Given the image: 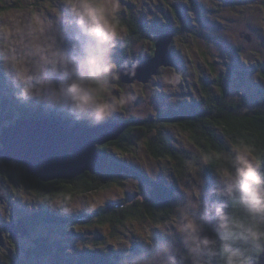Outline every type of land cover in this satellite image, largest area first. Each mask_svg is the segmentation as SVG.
<instances>
[{"label": "rangeland", "instance_id": "374dc122", "mask_svg": "<svg viewBox=\"0 0 264 264\" xmlns=\"http://www.w3.org/2000/svg\"><path fill=\"white\" fill-rule=\"evenodd\" d=\"M64 13L72 18L62 29ZM132 15L141 23L155 22L156 28H169L166 23L181 28L171 46L176 63L162 68L148 83L128 84L117 78L120 64H139L155 49L152 38L130 37L127 22ZM0 59L20 83L42 77L40 84L27 90L30 95L65 106L81 118H146L188 99L204 104L201 80L208 79L218 94L220 87L211 81L219 77L224 78L230 99H244L245 106L254 109L264 90V0H0ZM96 80L101 83L99 89ZM9 95L0 81L1 129L22 117L18 107L7 102ZM167 133L176 147L196 159L188 161L184 176L173 160L152 156L141 129L134 131L129 152L113 147L108 151L152 179L179 187L180 205L172 217L158 222L130 219L117 226L88 218L52 225L39 217L32 237L25 234L16 240L9 231L5 245L0 246V264H65V257L86 264L89 249L107 251L115 264H205L216 248L209 228L224 230L229 225L231 196L240 178L256 170L259 161L247 148L232 145L237 168L214 169L210 179L206 154L190 133L177 126L167 127ZM2 170L9 207L14 206L11 212L22 207L39 211V200L20 178L23 167L14 163L2 165ZM147 188L136 177H128L123 185L68 202L57 199L52 210L81 214L123 198L130 204L143 198ZM0 212L8 219L4 207ZM42 238H48L47 253L36 245Z\"/></svg>", "mask_w": 264, "mask_h": 264}, {"label": "trees", "instance_id": "16d2710c", "mask_svg": "<svg viewBox=\"0 0 264 264\" xmlns=\"http://www.w3.org/2000/svg\"><path fill=\"white\" fill-rule=\"evenodd\" d=\"M1 9L5 10L3 7ZM142 22L136 20L133 15L129 18L127 23L132 39L138 36L141 39L152 38L155 43L159 36L154 33L155 31L159 34L171 31L175 36L181 31V28H176L169 23H166L169 28L162 29L156 28L155 22ZM3 64V59H0V81L10 91L7 102L18 107L21 118L57 117L68 122L86 123L105 120L81 118L71 113L65 106H54L37 96L30 95L27 90L40 84L42 77L32 82L20 83L11 77ZM96 70H100L99 66ZM223 80V77H219L218 81H211V84L220 87L218 94L210 87L208 79L201 80L207 103L199 104L195 98L188 99L180 106H171L155 116L125 119L131 121L130 128L120 140L100 147L102 160L96 171L86 172L70 181L56 180L44 183L34 178L32 182L37 184L39 197L45 198L44 209L40 214L41 222L45 221L52 225H64L71 222L76 224L88 218L89 221H98L102 225L109 222L117 226L124 225L130 219L148 218L158 222L172 217L180 205L179 187L172 182L152 179L143 170L117 155H112L108 148L113 147L122 152H129L134 131L144 130L146 146L152 156L173 160L177 171L184 176L188 170V161L196 159L189 151L176 147L168 136L167 127L177 126L188 131L193 142L205 152L207 157L205 170L210 179L213 177L214 169L234 171L237 168L232 145L247 148L258 159L257 169L240 178L231 196L229 225L224 230L209 228L215 237L216 248L213 256L207 259L206 263L251 264L257 260L264 247V90H262V97L256 99L257 107L249 109L245 106L246 100L228 97L223 87ZM100 84L96 80L98 89ZM128 177H136L141 184L144 182L148 187L147 194L133 203L127 204V198L111 200L81 214L52 210V204L57 199L68 202L78 195H85L112 185H123ZM43 187H45V193H42ZM64 231L67 232L65 229ZM44 242L39 240L36 245L47 252L50 248ZM36 254H42V252L36 251ZM65 258V264H75L69 257ZM84 261L86 264L116 263L115 259L102 249L97 251L89 249L84 256Z\"/></svg>", "mask_w": 264, "mask_h": 264}, {"label": "water", "instance_id": "95a60500", "mask_svg": "<svg viewBox=\"0 0 264 264\" xmlns=\"http://www.w3.org/2000/svg\"><path fill=\"white\" fill-rule=\"evenodd\" d=\"M54 20L55 15L50 14ZM71 22L68 13L60 20L62 29ZM175 34H159L153 54L139 64L121 65L117 78L124 83H148L162 68L172 67L176 55L171 50ZM130 120H102L101 122L64 121L51 117H26L3 127L0 136V158L24 164L31 176L44 182L74 180L86 172L99 169L102 154L99 150L110 142L118 141L130 128ZM5 199L4 183L0 185V200ZM11 237L30 234L25 220L2 226L0 221V246L5 245L4 232ZM251 264H264V247L258 259Z\"/></svg>", "mask_w": 264, "mask_h": 264}, {"label": "flooded vegetation", "instance_id": "af4514ba", "mask_svg": "<svg viewBox=\"0 0 264 264\" xmlns=\"http://www.w3.org/2000/svg\"><path fill=\"white\" fill-rule=\"evenodd\" d=\"M70 17H71V15H70ZM0 129H1V127H0ZM0 133H1V130H0ZM0 146H1V144H0ZM14 163H17V162L5 161V160H2L0 158V185L3 182L4 188H5V199H4V201L0 200V211L2 210V207H4V211H5L4 213L9 214L8 219H4V218H2V215L0 212V221H1L2 226H5L6 224H9V223H17L19 220H25L27 223V226L30 230V236L32 237V234L34 233V230H35V224L38 221L40 214L42 213L40 211L44 209L45 198L39 197V195L37 193V184L36 183L34 184L32 182L34 180V178H37V177L31 176L28 173V169L24 164L17 163L19 166L23 167V169H24L23 174H22V176H20V178L24 181L23 182L24 185H27V188L29 190L31 189L33 191L34 196L39 200V202H40L39 209L40 210L27 212V210L26 209L23 210L24 207H22V208L18 209L17 212H15L14 214L11 212L12 208L14 209V206H11V208L9 207L10 197H9V195H7L6 176L2 170V165L11 166ZM38 179L39 178H37V180ZM42 182H44V181H42ZM42 190H43L42 193H45V187H43ZM6 235H9V231L5 232V236ZM16 240H18V239H16ZM40 241H45V238L40 239ZM47 252H45V253H47ZM207 262H208V260H207Z\"/></svg>", "mask_w": 264, "mask_h": 264}, {"label": "clouds", "instance_id": "9594fccd", "mask_svg": "<svg viewBox=\"0 0 264 264\" xmlns=\"http://www.w3.org/2000/svg\"><path fill=\"white\" fill-rule=\"evenodd\" d=\"M112 120V119H111ZM3 129V128H2ZM2 129H1V131H2ZM1 134V133H0ZM1 144V143H0ZM45 183H47V182H45Z\"/></svg>", "mask_w": 264, "mask_h": 264}, {"label": "bare ground", "instance_id": "6f19581e", "mask_svg": "<svg viewBox=\"0 0 264 264\" xmlns=\"http://www.w3.org/2000/svg\"><path fill=\"white\" fill-rule=\"evenodd\" d=\"M65 121V120H64ZM98 122V121H97ZM71 123H73V122H71Z\"/></svg>", "mask_w": 264, "mask_h": 264}]
</instances>
